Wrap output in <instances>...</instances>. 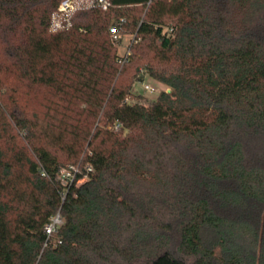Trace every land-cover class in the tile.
<instances>
[{
  "label": "trees",
  "instance_id": "16d2710c",
  "mask_svg": "<svg viewBox=\"0 0 264 264\" xmlns=\"http://www.w3.org/2000/svg\"><path fill=\"white\" fill-rule=\"evenodd\" d=\"M63 1L0 0V264H264V0Z\"/></svg>",
  "mask_w": 264,
  "mask_h": 264
},
{
  "label": "built area",
  "instance_id": "2783aa9c",
  "mask_svg": "<svg viewBox=\"0 0 264 264\" xmlns=\"http://www.w3.org/2000/svg\"><path fill=\"white\" fill-rule=\"evenodd\" d=\"M100 3H103V8L106 10L108 8V2L106 0H99ZM74 10V4L71 0H65L62 2L59 11L60 12H69ZM117 29L113 28L112 29V33H114V40H118L119 37L116 34ZM163 33L168 37H172L173 36V30L169 29V28H165ZM130 55V51L127 53V55L125 56L124 60ZM123 60V61H124ZM143 88L146 91H150V92H155V88L151 87L149 84H147L145 81L141 82ZM128 101V100H127ZM120 125L117 124L116 128H119ZM93 171V167L92 166H85L82 168V165H70L66 168H63L60 170V172L57 175V181L64 186L65 188H69L70 186L76 184H82L85 179L88 178V173ZM65 221L64 218L61 214V212H57L52 218L51 221L49 223V225H47L46 227V234L49 237H52L59 228H61L64 225Z\"/></svg>",
  "mask_w": 264,
  "mask_h": 264
},
{
  "label": "rangeland",
  "instance_id": "374dc122",
  "mask_svg": "<svg viewBox=\"0 0 264 264\" xmlns=\"http://www.w3.org/2000/svg\"><path fill=\"white\" fill-rule=\"evenodd\" d=\"M63 13H67V12H63ZM134 42H135L134 41V36H131V35L123 36L122 43L118 46L121 55L126 56L127 53L129 52L130 45L132 43H134ZM1 60L2 59H1V55H0V62H1ZM145 82L147 84H149L151 87H154L156 91L155 92L146 91L143 88V86H142L140 81L135 83L134 89H133L134 95L136 97L139 96L145 104H150L152 101L156 100L158 98L159 94L163 90L167 89L165 85H162V84L158 83L157 81H154V80L150 79L148 76L145 78ZM84 164L85 163H83L82 168L87 166V165H84ZM85 181H87V179H85Z\"/></svg>",
  "mask_w": 264,
  "mask_h": 264
}]
</instances>
